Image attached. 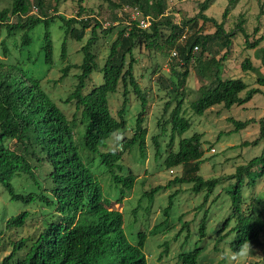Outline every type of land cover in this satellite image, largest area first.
<instances>
[{
    "label": "trees",
    "instance_id": "1",
    "mask_svg": "<svg viewBox=\"0 0 264 264\" xmlns=\"http://www.w3.org/2000/svg\"><path fill=\"white\" fill-rule=\"evenodd\" d=\"M102 1L108 2L111 7H122L121 2ZM35 2L39 9L44 7V0H35ZM82 2L83 0H79L80 4ZM133 2L138 5L145 16H152V27L144 30L136 21L130 28L119 32L102 68L103 84L93 88L89 93H85L88 80L97 69L96 55L92 49L98 40V29L103 28L100 23H97L93 28L92 37L82 48V64L79 66L67 65L62 69L63 78L73 67L81 71L78 74L79 81L76 89L66 100V102L74 101L77 110L81 111V120L84 125L81 143L76 141L75 119L70 121L58 104L46 94L42 89L41 79L35 78L28 70L14 67L3 70L0 66V186L17 204L26 206L43 203L47 207L56 206L57 211L61 213L58 221L46 223L34 241L22 238L19 242H15L12 251L0 264H147L142 251L147 235L140 232L137 244L130 242L125 232L124 212L111 209V202L104 197L96 176L91 172L81 155L82 151L98 155L101 164L107 168L111 175L113 174L115 183L122 185L123 191L133 189L135 183L133 175L119 176L115 172L116 168L122 169L119 163L123 159L124 152L119 150L107 152L104 149H108V141L114 134L120 133L127 127L125 115L127 104L130 102L129 87L132 86L142 103V111L136 119L134 136L131 139L125 138L123 144L125 149L138 145L142 156H145L148 132L143 128V123L148 101L133 73L135 64L133 51L136 46L141 44H146L149 50H154L162 56L167 55L168 49L175 47L178 49L176 55L180 58L182 71L173 73L177 80L171 79L170 84L176 94L166 105V110L173 101L177 102L170 114L173 132L169 146H173L177 134L181 140L178 150H171L165 159L164 166L168 170L179 166L187 167L181 177L173 179L168 186H157L150 192H146L145 196L153 199L156 194L166 190L174 183L191 184V190L194 193H205L203 204L200 205V208H204L210 196L223 181L234 179L235 182L227 190L232 202V216L234 215L238 221L232 229V231H236L237 236L231 247L236 252H241L246 245H256L260 242L264 224L260 218L258 219L253 214L246 216L242 206L244 203L243 185L247 183L249 187L255 188L257 179L264 176V149L260 156L251 159L246 164L238 165L233 174L227 177L204 179L198 174L201 164L205 162L202 149L203 135L195 134L191 138H183L191 125L182 116L184 104L182 90L184 91L191 76V65L196 63L201 79L206 80L208 84L200 88L201 97L192 104L193 112L198 116H203L216 106H224L229 110L234 105L244 106L256 95L264 93L262 89L264 87V70H260L249 58H246L241 64V68L244 72L257 74L258 87L249 88V85L241 78L232 77L224 80L223 67L229 51L226 49L233 43L232 38L237 35V31H227L224 22L219 23L215 18L207 15L214 0H205L199 8V14L183 23L182 26L172 24L169 19L166 22L161 20L166 15L167 0H133ZM38 8L37 10H39ZM31 12L29 0H13L11 8L0 11V22L10 33L26 30L20 47L21 53L32 45L30 32L45 23L47 29L44 37L45 44L41 49V57H38L39 60L40 58H44V60L42 62L38 60L35 63V68L38 69L44 65L52 64L54 42L48 21L29 16ZM84 12V7L80 5L77 18L67 19L61 16L67 27V33L78 42L83 40L86 30L91 26L90 19H81ZM228 12L227 8L224 17L228 15ZM9 15L27 19L25 22L10 24L8 22ZM198 20L203 21L205 28L211 24L215 28V32L202 34L203 29H201L200 33L190 37L184 45L177 46L179 35L183 32L184 26ZM75 24H80L81 29L75 28ZM243 24L244 20L242 19L237 25V29L246 36L248 47L254 48L260 45L264 41V36L249 43V37ZM166 26H171L172 32L167 35L163 43H160L159 41L165 36L162 33V28ZM113 30L114 26L108 28L105 34ZM258 31V29L255 30L256 33ZM212 44H220L226 53L220 58H217L219 56L217 54L210 59H205L204 55L207 52L211 54ZM196 47L201 48L200 54L196 53ZM8 52L5 45L4 53L8 54ZM127 56H130V62L126 68ZM63 57L65 58V46L63 47ZM255 57L261 61L264 68V46L256 51ZM121 82L125 87V100L123 107L118 112L119 118H116L111 113L109 95L118 92ZM229 120L235 126L234 132L246 129L248 125L255 122V120L237 121L232 117ZM259 123V138L253 142H245L243 144L245 147L264 142V118ZM165 125L166 122L162 127L164 133H167ZM11 142L15 143V148L11 147ZM155 144L157 154L160 155L158 139H155ZM45 165L50 167V171L46 175L50 188L42 186L36 175L37 171ZM23 176L32 182L29 185L31 190L28 193L17 192L14 186L16 179ZM124 195H120V201ZM176 195H178L177 191L171 196L169 207L164 210L166 217L172 210V198ZM5 214L6 211L0 212V223L4 221ZM30 215L28 211L13 215L6 220V227L22 229L27 225ZM231 220L232 217L228 218L218 233L226 230ZM164 226L165 223L162 222L151 231V234L163 231ZM184 226L187 227L188 224L185 223ZM206 227V220H203L199 227L201 237H205ZM29 241L31 242L30 246L25 249V245ZM1 244L0 232V246ZM21 250L24 253L19 254ZM201 254L202 249L198 248L190 252L181 251L178 259L182 264H199Z\"/></svg>",
    "mask_w": 264,
    "mask_h": 264
},
{
    "label": "rangeland",
    "instance_id": "2",
    "mask_svg": "<svg viewBox=\"0 0 264 264\" xmlns=\"http://www.w3.org/2000/svg\"><path fill=\"white\" fill-rule=\"evenodd\" d=\"M29 1L32 10L29 16L47 20L49 23L54 42L52 64L35 68V63L38 62V57H41V49L45 44L44 37L47 32L45 23L30 32L32 47L29 46L21 53L20 47L26 30L10 33L5 25L2 26L0 22V66L3 70L12 67L28 70L35 78L41 79L42 89L46 94L58 104L70 121L75 119L76 141L81 143L84 131L81 111L77 110L74 101L66 102L76 89L79 81L78 74L81 71L73 67L63 78L62 69L67 65L79 66L82 64V48L92 37L93 28L97 23L102 24L103 28L98 29V40L92 49L96 55L97 69L88 80L85 93H89L104 82L102 68L108 59L112 44L119 36V32L125 28H130L136 21L141 23L149 17L152 18V16H145L133 0H114V2L122 3L121 8L111 7L108 2L102 0H83L82 4L79 3V0H44L42 9L37 7L35 0ZM204 1L167 0L166 15L161 20L166 22L169 19L172 24L182 26L183 23L199 14V8ZM12 3L13 0H0V11L11 8ZM80 5L85 9L81 19H90L91 26L86 30L83 40L78 42L67 33V27L64 25L61 16L67 19L77 18ZM227 8L229 12L224 17ZM263 13L264 0L260 2L258 0H214L207 11V15L215 18L219 23L224 22L227 31H237V35L232 38L233 43L226 49L229 51L223 67L224 80L232 77L241 78L249 85V88L258 87L257 74L244 72L241 64L246 58H249L257 68L264 70L261 61L255 57L256 51L264 46V41L257 47L249 48L246 43V36L238 31L237 25L242 19L244 20L243 27L248 34L249 43H253L264 36ZM26 19L8 16L10 24L25 22ZM203 25V21L198 20L184 26L183 32L179 35L177 46L184 45L190 37L200 33L201 29H203L202 34L215 32V28L211 24H208L207 28ZM113 26L114 30L105 34V31ZM81 27L80 24H75V28L80 30ZM256 29L259 30L257 33L255 32ZM171 32V26L163 27L162 33L165 36L159 42L163 43ZM5 45L9 50L8 54L4 53ZM64 46L65 58L63 57ZM211 49V54L207 52L204 55L205 59H210L217 54L219 55L217 58H220L226 53L220 44H212ZM200 52L201 48L196 53L200 54ZM133 53L135 59L133 73L148 101L143 123V128L148 132L145 156H142L138 145L125 149L123 144L125 138L131 139L134 136L136 119L142 111V103L132 86L129 87L130 102L127 104L125 115L127 127L120 133L114 134L108 141V149H104L107 152H111V150L124 152L123 159L119 163L122 169L116 168L115 172L122 176L133 175L135 177L133 189L123 191L122 185L117 186L112 183V176L101 164L98 155L88 151L81 152L87 166L98 178L105 198L112 201V209L124 212V227L128 239L131 243L137 244L140 232L147 235L144 251L146 255H150L149 264H182L178 259L179 253L181 251H194L197 248L202 249L199 264H264V226L258 244L246 245L241 252H236L231 247L237 236L236 231H232V229L238 221L234 215L232 216V202L227 190L235 182L234 179L223 181L210 196L204 208H200V205L203 204L205 193H194L191 190V184L174 183L166 190L156 194L153 199L145 196L146 192H150L157 186H168L173 179L181 177L187 168L179 166L168 170L164 166L165 159L171 150H178L181 140L177 134L173 146H169L173 132L170 114L177 102L173 101L167 110L166 105L176 94L170 84L171 79L177 80L173 73L174 71H182V68L179 56L175 55L178 53L176 47L168 49L167 55L162 56L154 50H149L146 44H141L135 47ZM42 60L44 58H40L39 61L42 62ZM129 62L130 56H127L126 68ZM191 71L184 91L182 90L184 96L182 116L191 125L183 138H191L195 134L203 135L202 149L205 162L200 166L199 175L206 180L227 177L235 172L238 165L246 164L263 152L264 142L248 147L243 144L253 142L260 136L259 121L264 118V93L256 95L252 101L244 106L234 105L229 110L224 106H216L208 110L203 116H198L193 112L192 104L201 97L200 88L208 82L201 79L196 63L191 65ZM262 89L264 91V87ZM124 91L125 87L121 82L118 92L109 95L111 113L116 118H119L118 112L124 104ZM231 117L237 121L255 120V122L248 125L246 129L234 132L235 126L229 120ZM164 122H166L164 128L167 133L163 131ZM155 139H158L160 145V155L157 154ZM121 146L123 147L122 150ZM11 147H16L14 142H11ZM49 171L50 167L45 165L36 173L39 182L45 188H50L49 180L46 179ZM30 184H32L31 180L23 176L16 179L14 186L17 192L28 193L31 190ZM243 188V212L246 216L253 214L258 219L260 218L264 224V176L257 179L255 188L249 187L247 183L243 185ZM176 191L178 195L173 196V207L169 216L166 217L164 210L169 207L170 198ZM121 194L125 195L120 201ZM3 211H6V214L4 221L0 223L2 242L0 262L12 251L15 242H19L22 238H29L30 241H34V238L42 232L47 222L58 221L61 215L56 206L47 207L43 203L26 206L17 204L0 186V212ZM23 211H28L31 214L27 225L22 229H8L6 220ZM230 217L232 220L227 229L218 233L224 222ZM203 220H206L207 223L205 237L199 235L200 223ZM162 222L165 223L163 231L152 235L151 231ZM185 223L188 224L187 227L184 226ZM30 241L25 245V249L29 248ZM22 253H24L23 250L19 251V254ZM159 258L164 260L160 262Z\"/></svg>",
    "mask_w": 264,
    "mask_h": 264
},
{
    "label": "built area",
    "instance_id": "3",
    "mask_svg": "<svg viewBox=\"0 0 264 264\" xmlns=\"http://www.w3.org/2000/svg\"><path fill=\"white\" fill-rule=\"evenodd\" d=\"M152 24H153V18H147L145 20H143L141 23H140V27L144 30H147V29H150L152 27ZM198 50V47L195 48V51ZM176 55V53H175Z\"/></svg>",
    "mask_w": 264,
    "mask_h": 264
},
{
    "label": "clouds",
    "instance_id": "4",
    "mask_svg": "<svg viewBox=\"0 0 264 264\" xmlns=\"http://www.w3.org/2000/svg\"><path fill=\"white\" fill-rule=\"evenodd\" d=\"M122 146H121V150H122ZM101 161V160H100ZM106 168V167H105ZM107 169V168H106ZM92 172V171H91ZM93 173V172H92ZM117 174V173H116ZM110 175H111V173H110ZM117 175H119L120 176V174H117ZM112 176V183H114V184H116L115 183V180H114V178H113V174L111 175ZM122 176V175H121ZM97 178V177H96ZM97 180H98V178H97ZM99 181V180H98ZM117 186H119V184H116ZM99 186H100V183H99ZM100 188H101V186H100ZM101 192H102V189H101ZM104 195V194H103ZM105 197V196H104ZM108 201H109V199L108 198H106ZM111 202V206H112V201H110ZM111 209H112V207H111ZM113 210V209H112ZM120 211V210H119ZM144 247H145V245H144ZM164 247V246H163ZM163 247H161V248H163ZM142 251H143V253H144V255H145V259L147 260V264H149V258H150V255L148 256V255H146V253H145V251H144V248L142 249ZM162 255H163V253H162ZM162 258V257H161ZM161 258H159V261L161 262V261H163V260H161Z\"/></svg>",
    "mask_w": 264,
    "mask_h": 264
},
{
    "label": "crops",
    "instance_id": "5",
    "mask_svg": "<svg viewBox=\"0 0 264 264\" xmlns=\"http://www.w3.org/2000/svg\"><path fill=\"white\" fill-rule=\"evenodd\" d=\"M209 10V9H208Z\"/></svg>",
    "mask_w": 264,
    "mask_h": 264
}]
</instances>
